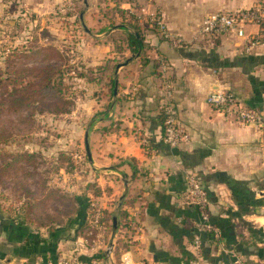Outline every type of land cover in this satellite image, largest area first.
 <instances>
[{
    "label": "crops",
    "instance_id": "obj_1",
    "mask_svg": "<svg viewBox=\"0 0 264 264\" xmlns=\"http://www.w3.org/2000/svg\"><path fill=\"white\" fill-rule=\"evenodd\" d=\"M260 1L185 0L188 4L183 5L173 0H81L80 8L66 11L65 24L73 27L66 30L68 51L76 43L80 62L102 70L97 80L74 79L75 97L61 125L65 144L57 148L78 147L86 152L87 132L90 157L86 154L87 163L73 172L61 169L54 182L81 194L93 179L99 188L95 202L111 216L113 228L99 231L90 238L93 244L77 249L76 217L53 232L32 230L36 235L21 228L3 230L1 223L0 261L17 258L20 264H39L43 256L59 259L77 254L82 264H122L114 251L124 215L134 216L139 224L133 229L129 250L133 264H192L195 238L200 240V264L264 260V221L253 209L262 206L263 199L251 186L252 170L261 167L264 153L263 123H241L206 100L214 88L228 87L247 105L255 107L252 104L259 102L263 109L264 44L249 51L244 48L264 25V11L259 21H240L239 29L218 35L200 33L197 23V16L208 11L251 7ZM45 2L0 0V25L15 26L22 9L36 16ZM56 5L58 1L52 8ZM127 9L136 18L127 17ZM156 10L181 42L163 37L150 24V14ZM134 25L143 41L137 52L128 43ZM4 34L0 42L6 47L0 56L16 46L11 45L13 36ZM27 41L28 36L18 45ZM37 41L59 49L41 35ZM167 101L174 104L189 136L176 147L161 139ZM188 173L197 175L207 190L209 216L220 231L217 240L194 228L198 210L183 196ZM80 208L81 218L85 217V203Z\"/></svg>",
    "mask_w": 264,
    "mask_h": 264
},
{
    "label": "trees",
    "instance_id": "obj_2",
    "mask_svg": "<svg viewBox=\"0 0 264 264\" xmlns=\"http://www.w3.org/2000/svg\"><path fill=\"white\" fill-rule=\"evenodd\" d=\"M125 13L130 19L136 18L129 9L125 10ZM76 17L78 18V13H76ZM128 43L134 52L143 47L142 33L137 25L134 33L128 34ZM101 70V66L85 67L79 61L74 62L73 57L68 55L67 48L57 49L53 45L39 43L37 35L29 39L26 45H17V47L11 48L7 54H1L0 183L7 185L13 193L20 196L19 206L13 207L11 211H6L5 215L0 213L1 229L14 231L21 228V232L33 233L31 232L33 230L30 227L31 223L39 222V224H44L47 230L53 232L59 227L66 228L76 217L79 222L74 232L75 238L84 236L90 239L96 236L99 231L109 232L112 230V218L106 214L103 208L100 209L101 213L97 221H93L95 207L92 202L96 201L94 197L99 193L96 183H87L85 190H89L92 194V197H87V193L77 194L74 191L63 189L54 182L56 178L58 179L61 169L65 172H73L87 163L84 150L80 151L78 147L60 149L49 160H43L49 165L43 169V173H38L39 177L34 179L35 185L32 190L30 177L34 173L28 171L27 166L38 168L42 161H39L42 156L40 151L9 147L12 143H16V139L19 137L24 141L31 139L28 134L36 130L35 124L39 115L43 113L59 115L68 112L76 91L74 79L85 76L89 80H97L100 79ZM225 88L234 92L231 88ZM110 91H112V86ZM252 105L262 108L259 102ZM45 141V139H40V145H43ZM75 153L81 154L80 160L75 158ZM51 173L52 175H48ZM5 181H7L6 184ZM52 201L58 202L60 206L52 205ZM84 203L87 214L81 218L80 205H84ZM47 207L50 213H46ZM0 209L5 208L0 205ZM133 221H136L134 216L124 215L117 226L123 230L114 251L117 260H120L121 253L130 250V246L133 244ZM211 222L217 225L215 222ZM204 231L209 232L212 239L214 238L212 231ZM43 257L44 260L39 264H48L47 261L50 259L52 264L57 261V257ZM81 261V259L78 260L77 264H82ZM0 264L2 263L0 262ZM29 264L36 263L31 261Z\"/></svg>",
    "mask_w": 264,
    "mask_h": 264
},
{
    "label": "built area",
    "instance_id": "obj_3",
    "mask_svg": "<svg viewBox=\"0 0 264 264\" xmlns=\"http://www.w3.org/2000/svg\"><path fill=\"white\" fill-rule=\"evenodd\" d=\"M264 11V0L260 1L256 5L251 7H242L237 9H223L204 16L202 21L198 24V31L200 33H207L212 35H218L227 31L240 28V21H259L262 12ZM150 24H154L157 30L165 38H174L178 42L181 39L177 36L173 37V34L169 31L162 16L150 14ZM264 44V26H261L260 30L251 35L245 45V50L249 51L254 46ZM167 93H170V83L165 82ZM206 100L217 111H220L225 116L232 117L241 123H255L262 124L264 121V110L258 107H251L244 103L239 96L234 92L228 91L225 87L214 88L210 91ZM163 125L161 139L167 145L176 147L181 143L188 140V132L184 124L178 119L176 114V108L171 101H167L163 107ZM77 158L81 157V154L75 153ZM188 187L184 193V201L194 205L198 210V219L195 226L198 230H210L213 232L214 237H220L219 228L210 221L208 212L209 197L205 186L202 184L197 175L188 173L187 175ZM94 180L92 179L91 182ZM89 190H85V193H89ZM92 205L95 207L93 214V221H97L100 215L99 205L93 201ZM132 225L134 229L139 228L137 221H133ZM87 237L79 236L75 239V246L77 249L85 248L92 243ZM199 238H195L192 246L196 249L195 259L192 260V264H200L201 256L199 253ZM109 249V246H108ZM78 255L71 254L68 257H61L57 259L55 264H77ZM120 261L122 264H133V258L129 250H125L120 255ZM48 264H52V261H48Z\"/></svg>",
    "mask_w": 264,
    "mask_h": 264
},
{
    "label": "rangeland",
    "instance_id": "obj_4",
    "mask_svg": "<svg viewBox=\"0 0 264 264\" xmlns=\"http://www.w3.org/2000/svg\"><path fill=\"white\" fill-rule=\"evenodd\" d=\"M33 1V0H30ZM58 1L57 7L52 8V4ZM176 4H183L187 5L188 3L185 2V0H173ZM45 9H39L38 11L40 13H36L32 10H25L22 9L21 15L18 14V17H16L17 21L15 26H2L0 25V35H9L10 37L13 36L11 45H17L20 44V41H23L26 36H28V40L32 39L34 35H41L44 37L45 40L53 41L54 43H57L59 45V49H69L68 45L65 40L67 36L66 30L73 28L69 27L65 24L64 18L66 19L67 16H65L66 11H74L81 7V0H46L44 6ZM215 11H208L207 13H204L202 15L197 16V23L199 24L200 21L204 18L205 15L212 13ZM155 14H160L159 11H154ZM161 15V14H160ZM40 18L43 20L41 24ZM163 18V16H162ZM36 21H35V20ZM2 24V22H0ZM35 24H39L38 26ZM7 25V24H6ZM81 29V27H79ZM82 31V30H81ZM172 33V32H171ZM70 34V33H69ZM8 38V36H7ZM76 39V38H75ZM4 41L0 42V51L2 50V47H6V45H3ZM70 44V43H69ZM13 48V47H12ZM78 47H76V43L74 45L73 51H68V55L73 57L74 62H80V55L78 51ZM75 94V93H74ZM75 97V96H73ZM242 100V98H240ZM244 102V101H243ZM73 104V103H72ZM72 104L69 106H72ZM64 107V106H63ZM264 110V107H263ZM65 117L66 114L62 113L59 115H53L50 113H43L42 115H39L37 118V122L35 124L36 130L32 131L28 134L31 139L29 141H24L23 138L16 139V143H12L9 147H18L21 150H29V151H40V154L42 155L39 159L41 163L39 164L38 168H32L31 166H27V170L30 172H33V176L30 177V188L34 189V179H38L39 174L43 173V169L49 165L47 162H43V160H49L52 155L55 154L58 147H64L63 144L66 137L64 138L63 130L64 128L61 127V125H65ZM57 118H60L58 122L56 121ZM57 122V124H55ZM255 124V123H254ZM264 121L263 124L260 126L264 130ZM62 133V134H61ZM62 136V137H61ZM45 139L43 145H40L39 140ZM8 148V147H7ZM264 152V150H263ZM262 155V154H261ZM261 167L257 168L255 170H252L251 177L252 180V188H254V193L258 197H262L263 199V205L259 206L257 208H253L255 212L260 215L259 221H264V153L262 155V159L260 162ZM45 174V173H44ZM47 175V174H46ZM48 175H52L48 174ZM6 177V176H5ZM5 184L7 181L4 182ZM20 196L17 195L15 192L13 193L7 185L0 183V205H2L5 209H0V213L5 215L7 213L6 211H11L13 207H17L20 205L19 202ZM52 205L54 206H60V204L56 201H52ZM50 210L47 207L46 213ZM257 224V223H256ZM264 224V222H263ZM31 229H33L35 232H43L47 230V228L44 226V224H39V222H33L30 225ZM1 230H0V243H1ZM1 245V244H0ZM146 260V259H145ZM258 260V259H257ZM151 262V258L148 260ZM247 261V262H246ZM238 262V264H255L252 261L246 260ZM2 264H20L19 260L13 259L10 263L5 262L4 259L0 261ZM146 262V261H145ZM28 263V262H27ZM21 264H26V262H22ZM258 264H264V260L259 261Z\"/></svg>",
    "mask_w": 264,
    "mask_h": 264
},
{
    "label": "water",
    "instance_id": "obj_5",
    "mask_svg": "<svg viewBox=\"0 0 264 264\" xmlns=\"http://www.w3.org/2000/svg\"><path fill=\"white\" fill-rule=\"evenodd\" d=\"M85 150H86L87 156L90 157V151H89L88 142H87V132H86V136H85ZM115 223H116V218L113 217V224L115 225ZM130 253H131V251H130ZM131 255H132V253H131Z\"/></svg>",
    "mask_w": 264,
    "mask_h": 264
}]
</instances>
